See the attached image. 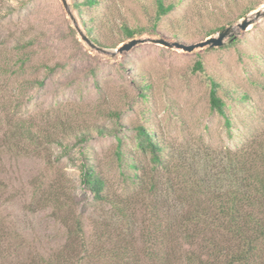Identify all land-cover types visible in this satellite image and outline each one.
<instances>
[{
	"label": "rangeland",
	"instance_id": "1",
	"mask_svg": "<svg viewBox=\"0 0 264 264\" xmlns=\"http://www.w3.org/2000/svg\"><path fill=\"white\" fill-rule=\"evenodd\" d=\"M66 1L77 27L89 37L91 26L106 52L80 38L61 0H0V264L55 255L67 240L70 208L86 239L109 224L140 250L143 229L178 215L182 177L224 187L227 149L244 142L264 150V15L217 47L187 51L146 40L116 51L131 38L197 43L221 30L206 36L213 27L264 9V0H165L175 7L158 21L154 0ZM123 25L139 32L126 38ZM25 45L30 57L19 68ZM209 76L221 84L232 137L209 108ZM139 125L162 146L167 169L153 172L136 148ZM116 136L124 158L144 168L142 188L120 179ZM83 154L109 200H95L81 182Z\"/></svg>",
	"mask_w": 264,
	"mask_h": 264
},
{
	"label": "trees",
	"instance_id": "2",
	"mask_svg": "<svg viewBox=\"0 0 264 264\" xmlns=\"http://www.w3.org/2000/svg\"><path fill=\"white\" fill-rule=\"evenodd\" d=\"M99 3L100 0L81 1L87 7ZM154 3L156 21L175 7V3H165V0H154ZM75 5L79 6L78 3ZM93 20V17L89 18V22ZM222 28L223 25L215 26L206 36ZM91 32V26H87L88 38L101 46ZM122 32L126 38H131L139 31L123 25ZM26 46L22 47L25 51L17 57L19 68L30 57ZM194 69L202 70L199 60L195 61ZM208 82L209 108L222 118L227 133L232 137L228 105L219 93L221 84L213 76H209ZM245 96V93L241 94V98ZM121 145L122 139L116 136L114 155L120 179L125 184L142 188L145 185L144 168L132 158L126 160ZM135 145L149 155L153 172L167 169L162 146L154 134L142 125L136 128ZM235 146V149H227L224 156L227 185L218 187L215 182L188 181L182 177L178 183L182 191L177 198L181 206L178 215L163 225L152 223L143 229L140 250L121 232L105 229L109 224H98L94 238L86 239L80 219L70 208L65 220L68 229L65 245L52 257L36 264H98L103 258V264H264V150L256 151L244 142ZM79 170L80 180L91 191L93 198L97 201L109 200L105 193V180L93 164L86 161L84 154ZM210 184L213 190H207L206 186ZM153 186L154 183L150 182L149 189L152 190ZM54 199L59 201L58 196ZM66 206L70 204L66 203ZM114 206L122 217L126 216L125 207Z\"/></svg>",
	"mask_w": 264,
	"mask_h": 264
},
{
	"label": "water",
	"instance_id": "3",
	"mask_svg": "<svg viewBox=\"0 0 264 264\" xmlns=\"http://www.w3.org/2000/svg\"><path fill=\"white\" fill-rule=\"evenodd\" d=\"M63 7L65 8L68 16L72 20L75 29L77 30L80 38L90 47L95 48L96 50L106 52L105 49L95 45L84 33L81 31L78 27L77 24L73 18V15L70 12L69 5L67 4L66 0H61ZM264 15V9H257L253 13H251L248 16L243 17L239 22L236 23V26L229 25L221 29L215 36H210L205 38L202 41H199L197 43H192V44H182L178 42H169L163 38H157V39H137V38H131L126 42H123L119 47L116 49V51L121 52L123 50L129 49L131 46H133L136 43L139 42H144L146 40H149L151 42L159 43L167 47H179L187 51H191L196 47H217L223 44L224 39L230 38L234 35L235 29H246L249 24H251L255 19L261 17Z\"/></svg>",
	"mask_w": 264,
	"mask_h": 264
}]
</instances>
